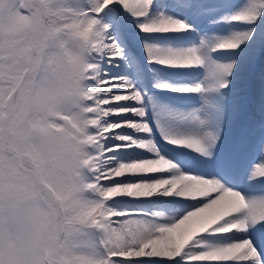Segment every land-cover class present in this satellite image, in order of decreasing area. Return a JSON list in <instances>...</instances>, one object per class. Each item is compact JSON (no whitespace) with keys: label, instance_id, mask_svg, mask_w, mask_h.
Listing matches in <instances>:
<instances>
[{"label":"snow or ice","instance_id":"obj_1","mask_svg":"<svg viewBox=\"0 0 264 264\" xmlns=\"http://www.w3.org/2000/svg\"><path fill=\"white\" fill-rule=\"evenodd\" d=\"M0 264H264V0H0Z\"/></svg>","mask_w":264,"mask_h":264}]
</instances>
